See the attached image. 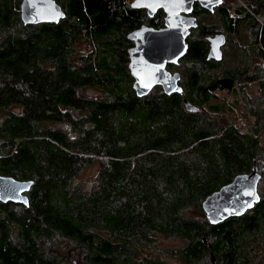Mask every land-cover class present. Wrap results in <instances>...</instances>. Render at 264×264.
Masks as SVG:
<instances>
[{"label":"trees","instance_id":"16d2710c","mask_svg":"<svg viewBox=\"0 0 264 264\" xmlns=\"http://www.w3.org/2000/svg\"><path fill=\"white\" fill-rule=\"evenodd\" d=\"M56 1L66 13L59 23L25 25L21 0H0V174L34 181L29 206L1 204L0 264H60L50 257L57 237L75 246L80 264H165L148 253L161 236L182 242L176 254L188 264H212V255L215 264H264V195L216 225L192 214L263 156L264 0L222 8L228 35L239 37L230 67L208 61L206 39L196 40L183 95L155 87L144 97L121 47L135 14L128 0ZM82 39L90 49L79 56ZM220 90L236 102L242 93L251 132L220 118ZM184 97L201 108L209 101V110L189 111ZM96 162L88 191L76 180Z\"/></svg>","mask_w":264,"mask_h":264},{"label":"water","instance_id":"95a60500","mask_svg":"<svg viewBox=\"0 0 264 264\" xmlns=\"http://www.w3.org/2000/svg\"><path fill=\"white\" fill-rule=\"evenodd\" d=\"M209 10L222 3V0H134L132 8H146L153 17L158 9L165 12L164 28L146 25L129 34L136 44L129 48V69L134 78L133 89L138 97L148 95L155 87L162 86L170 95L183 93L179 84L180 73L168 70V63H177L188 53V36L191 29L198 26L191 13L195 3ZM20 17L25 25L59 23L66 17L63 6L56 0H21ZM208 59L221 61L224 57L223 46L227 43L224 33L209 36ZM185 107L193 111L197 107L184 100ZM262 174L256 159L251 171L236 175L233 180L214 191L203 201L202 207L210 224L216 225L231 217H240L252 210L261 200L259 183ZM34 185L33 180H20L13 176L0 174V201L30 205L28 192ZM205 241V239H204ZM215 264V256H211Z\"/></svg>","mask_w":264,"mask_h":264},{"label":"rangeland","instance_id":"374dc122","mask_svg":"<svg viewBox=\"0 0 264 264\" xmlns=\"http://www.w3.org/2000/svg\"><path fill=\"white\" fill-rule=\"evenodd\" d=\"M133 0L126 1L125 4L127 6L131 4ZM239 3L243 4L244 6H247V2L242 0H225V5L230 9L233 10L236 7H238ZM129 6H127L128 9ZM143 18L148 19V15L142 16ZM260 19V18H259ZM262 22V20L260 19ZM262 25L263 22L261 23ZM200 27L195 29L194 37L193 39H196L198 36V33L200 31ZM239 41V37L237 35H229L228 36V43L227 47L224 49L225 58L221 61V64L225 67H230V58L233 56V50H234V44ZM77 55H85L89 51V43L88 41L82 39L77 42ZM126 45V42L124 41V46ZM122 49H123V43H122ZM78 58V57H77ZM188 65V62H183L182 68L179 67V69H182V72L186 70V67ZM185 78V75L183 76V79ZM186 79V78H185ZM247 92L250 97H258L260 94L259 88L257 84L249 83L247 87ZM84 95H90V96H96V97H104L105 95L97 90V89H88L82 92ZM242 102H236L234 94H230L224 90H220L217 92L216 102L225 103L219 111V116L222 118L225 122L231 123L232 125L236 126L237 129L241 132H251L252 123L254 120V117L249 115L247 112V108L245 105L244 98L242 97V93H239L237 95ZM262 108L264 112V102L262 103ZM207 111L209 110L208 105L206 106ZM260 138V144L263 149V156H264V127L261 129L260 133L258 134ZM261 156V157H263ZM264 160V157H263ZM260 171L263 175V177L260 180L259 183V192L260 195H264V167L261 163H259ZM99 172V162H96L90 166H88L84 172L77 178L76 183H81L83 188L87 189L89 191V188L91 184L95 181L96 176ZM1 203V202H0ZM9 203V202H8ZM1 205V204H0ZM197 219L199 220H205L207 219L206 214L203 210V212H193L192 213ZM208 221V220H207ZM14 230V229H13ZM160 239V240H159ZM158 239V241L152 242V247L148 250V253H155L157 252L159 260L164 262L165 264H188L186 261H184L181 254H176L178 252V249L181 248V241L177 238H169L161 236ZM50 247L56 248L52 252V256H50L52 259H59L60 263L63 261L60 260L62 257L71 258L72 257V250H76L75 246L72 245L69 241H66L64 239H60L57 237L54 239L50 244ZM264 251V248L262 249ZM81 253V251H80ZM73 254L77 255L78 259V251L76 250L73 252ZM261 257L264 258V252L261 254ZM79 262V260H78ZM210 262L212 263L211 257Z\"/></svg>","mask_w":264,"mask_h":264},{"label":"flooded vegetation","instance_id":"af4514ba","mask_svg":"<svg viewBox=\"0 0 264 264\" xmlns=\"http://www.w3.org/2000/svg\"><path fill=\"white\" fill-rule=\"evenodd\" d=\"M131 4H132V2H131ZM131 4H130V8L132 11L135 12V14L133 16L129 17V24L125 28H123V32L121 33V40L123 42V48L126 51L125 58L127 57V59H128L127 62L125 63V65L128 68L129 73H130V69H129L130 57H129L128 50H129V48L133 47L136 44V40L133 38H130L129 34L131 32H133L134 30L139 29L140 27H142L144 25H146L148 27H154V28H164L166 26V23H165V15L166 14L162 8L158 9L153 17H150L147 14L148 10L146 8H132ZM224 7L227 8V6L225 5V0H222V3L220 5H218L217 7H215L213 10L206 9V8L202 7L199 4V2H196L195 8H194L193 12L191 13L192 16L196 17L197 22H198V26L196 28H198L200 26V24H203V21H206L208 23H216V24L222 22L221 24H222L223 29H218V30L214 29L213 33L204 34L205 26H202V28L200 29V31L198 33L197 38L193 39L195 29H196V28H193V29H191V33L187 38L189 46L192 42H194L196 40L199 41L200 39H206V41H207L206 46L208 48L206 58L208 61H211V62H216V60L215 59H208V53H209V49H210V42L208 41V37L214 36L218 33H224L227 37V43H228V36H229L228 30L230 29V27L228 26L229 16H228L227 12L223 11L224 9L222 10V8H224ZM144 15H148L149 18L148 19L143 18L142 16H144ZM124 41L126 42L125 46H124ZM227 43H226V45H227ZM226 45L223 46V54H224L225 47H227ZM186 55H185V57L179 59V61L177 63H168V65H167L168 70L171 71L172 73H175V72L180 73L179 84L182 86L183 92L187 88V82H188V80L185 79L186 77L183 79V76L184 75L186 76L187 73H186V71L182 72V69H179V67L182 68L183 62L184 61L186 62V60H187ZM224 57H225V54H224ZM224 57H223V59H224ZM217 62H220V61H217ZM132 78H133V76H132ZM133 81H134V78H133ZM133 81L131 83L132 88H133ZM157 87L162 88V86H160V85ZM185 99L186 98L184 97V99L182 101L183 103H184ZM208 102L209 101H205L204 104L206 105ZM205 105L203 106V108H201V106L198 107L195 105L197 107V109L193 110V112L194 111H196V112L197 111H201V112L206 111L207 112V108L205 107ZM255 159H256V162H257V165H258V168L260 171L259 163H261L264 167L263 157H259V158H255ZM253 163H254V161H253ZM260 173H261V171H260ZM2 175H4V174H2ZM262 177H263V175H262ZM27 194L29 196V192ZM29 198H30V196H29ZM0 202H1L0 204L5 203L2 201H0ZM6 203H8V202H6ZM0 208H3L2 205H0ZM75 251L76 250H74V249L71 251L72 252L71 258L62 257L60 260H62L63 262L60 264H80V262H78L77 255L73 254V252H75Z\"/></svg>","mask_w":264,"mask_h":264}]
</instances>
